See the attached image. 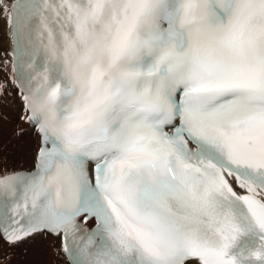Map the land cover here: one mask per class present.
I'll return each mask as SVG.
<instances>
[{
    "label": "snow or ice",
    "instance_id": "1",
    "mask_svg": "<svg viewBox=\"0 0 264 264\" xmlns=\"http://www.w3.org/2000/svg\"><path fill=\"white\" fill-rule=\"evenodd\" d=\"M0 9L40 141L0 157V264L36 235L68 264H264V0Z\"/></svg>",
    "mask_w": 264,
    "mask_h": 264
},
{
    "label": "bare ground",
    "instance_id": "2",
    "mask_svg": "<svg viewBox=\"0 0 264 264\" xmlns=\"http://www.w3.org/2000/svg\"><path fill=\"white\" fill-rule=\"evenodd\" d=\"M14 0H7L9 5ZM8 31L0 9V55L5 49L10 51L11 42L4 37ZM20 133V134H18ZM39 137L24 119L23 103L19 93L9 85L0 93V157L10 167L23 170L34 165ZM59 241L50 236L36 235L14 248L4 249L11 259L7 264H68L65 257L57 256L55 249Z\"/></svg>",
    "mask_w": 264,
    "mask_h": 264
},
{
    "label": "rangeland",
    "instance_id": "3",
    "mask_svg": "<svg viewBox=\"0 0 264 264\" xmlns=\"http://www.w3.org/2000/svg\"><path fill=\"white\" fill-rule=\"evenodd\" d=\"M10 166V165H9Z\"/></svg>",
    "mask_w": 264,
    "mask_h": 264
}]
</instances>
